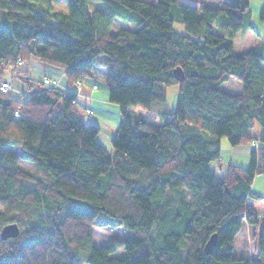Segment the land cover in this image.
Segmentation results:
<instances>
[{
    "label": "trees",
    "instance_id": "16d2710c",
    "mask_svg": "<svg viewBox=\"0 0 264 264\" xmlns=\"http://www.w3.org/2000/svg\"><path fill=\"white\" fill-rule=\"evenodd\" d=\"M51 1L0 0V81L9 74L30 91L40 80L19 63L30 56L67 80L27 96L0 90V229L19 228L0 238V264H264V215L253 206L264 196L252 189L264 174V42L244 52L232 42L254 30L248 0H99L93 11L89 0H67V13ZM113 18L132 27L112 31ZM259 19L264 27V0ZM94 70L119 109L111 151L73 89ZM231 77L238 92L223 87ZM169 86L174 108L151 113ZM221 138L257 143L248 165L228 163L216 180ZM244 221L252 250L240 254ZM94 226L128 234L96 245Z\"/></svg>",
    "mask_w": 264,
    "mask_h": 264
},
{
    "label": "rangeland",
    "instance_id": "374dc122",
    "mask_svg": "<svg viewBox=\"0 0 264 264\" xmlns=\"http://www.w3.org/2000/svg\"><path fill=\"white\" fill-rule=\"evenodd\" d=\"M151 3H155L156 0H146ZM180 3H186L189 5H200L201 3H204L206 5L210 6H218L220 3V0H179ZM263 0H248L249 3V13H250V22L252 23L254 30L250 29L249 27H242L240 30H238L234 37L232 38L233 42V48L237 52H244L249 50L250 48L260 46L264 42V27L262 22L259 19V8L262 4ZM50 7L51 9L62 12V13H67L68 12V3L67 0H52L50 2ZM87 8L89 11H93L95 9H103L104 5L101 1L99 0H89L87 2ZM222 22V18H218L212 25V29L215 32H220V24ZM175 25L177 28H181L180 24L175 22ZM123 27H132V23L128 21H122L119 18H113L111 22V27L110 29L112 31H117ZM23 61V66L24 69L27 68L29 70L30 75L34 76L36 79L41 78V73H42V61H40L37 57L35 56H30ZM52 66V65H51ZM54 68H59L56 66H53ZM262 69L264 70V63L261 65ZM6 78L9 80H13V78L10 77L9 74H4ZM48 78V77H45ZM43 79V78H42ZM50 80H53L57 84L60 85L59 80L57 79H52L49 78ZM42 80H40L41 82ZM38 82L37 84H42ZM42 85H49V84H42ZM81 83L78 86H74V88H79ZM96 85H93V88H95ZM223 87L225 89L231 90V91H238L241 87V84L238 80L235 78L231 77L228 81L223 83ZM172 88V90H176V86H169L168 89ZM17 90V89H16ZM18 91V90H17ZM22 92V91H18ZM27 93V92H26ZM14 94L19 96V94L15 91ZM171 93L167 94V100L171 101ZM162 105L159 102H154L152 105L153 108H156L157 106ZM89 113V112H88ZM120 119V114H119V109L118 105L111 102V105L108 107L106 106L105 108H102L98 112H94L91 115V118L86 120V121H93L95 122L98 127H99V132L97 133L96 139L100 143L106 146V149L111 151V142L110 139L113 135V126L116 129V126L118 124V121ZM110 133V134H109ZM110 137H109V136ZM257 142H255L256 144ZM226 146H230L227 139L223 138L221 140V149H220V160L225 164L228 159L230 158V153H229V148L227 150ZM20 166L23 168H31V165L29 164L28 161L20 160L19 161ZM247 165V164H246ZM245 165V166H246ZM221 174V171H218L217 169V177ZM264 176V175H263ZM252 189L256 193H260L261 195L264 196V178L263 177H257L253 181L252 184ZM253 206L255 209V213L258 216V218H261L264 215V199L263 200H258L253 202ZM245 222V221H244ZM261 224V221H259V225ZM128 232L123 230L122 228H110V227H92V236L94 243L96 245H100L103 243L107 238H109L111 235H118L120 237H124L127 235ZM250 238H251V226L248 223H244L236 237V251L238 252H243V246L245 245L249 251H251V244H250ZM124 253V249L120 248L117 251L113 253V255H120Z\"/></svg>",
    "mask_w": 264,
    "mask_h": 264
},
{
    "label": "crops",
    "instance_id": "0c3cea01",
    "mask_svg": "<svg viewBox=\"0 0 264 264\" xmlns=\"http://www.w3.org/2000/svg\"><path fill=\"white\" fill-rule=\"evenodd\" d=\"M23 64L24 63L22 61L20 64L22 69H24V67H22ZM41 67H42V73H41V78H39V79H36L34 76L30 75L29 70L27 68H25L24 70L27 71L28 76L30 78H32L33 80L39 81V80H43L42 78L48 77V78L59 80L60 86H62V87L67 85V80H66L63 69L54 68L53 66L46 64V63H43V62L41 64ZM104 78H105V74L102 71L94 70L92 75L87 76V77L80 80L81 85L79 88L73 87V89L76 91V103L81 109L84 110V119L85 120L90 119L91 115L95 111L98 112L102 108H105L106 106L108 107L109 105H111V102L108 99L107 90L105 88ZM10 81H11L12 89L14 92L18 90V91H22L23 93H26V92L31 93L33 91L43 90L44 88H46L48 86V85L46 86V85H42V84L40 85V84L36 83L33 85L32 89L30 91H27L24 84L21 83L17 78H13V80H10ZM93 85H96V87L93 88ZM238 91H233V92H238ZM169 93H171V96H173V97H171V101L167 100V94H169ZM175 97H176V90H172V88L168 89V92L166 90L165 102H163L162 105H159L156 108L151 107V110H152L151 113L157 114L160 112H167V111L172 110L174 108ZM113 130L115 131L114 126H113L112 131ZM114 131H113V133H114ZM222 139L223 138L220 139V149H221V140ZM225 147L227 148V150L230 147L229 148L230 158L228 159V161L225 164L221 161L219 168H217L218 171H221V172L228 163H231L233 165H240V166H245L246 164L248 165L249 164L250 151L256 147V144L252 142V143H249L246 145H234V146H232V145L226 146L225 145ZM217 169H215V171H214L215 177H216V180H220L221 174L217 177ZM263 175L264 174H256L255 178H257L259 176L264 178ZM255 178H254V180H255ZM244 223H246V222H242L241 226ZM236 237H237V235L234 238V249H235V251H236V247H235ZM242 249L244 251L245 245L243 246ZM236 252L240 253L238 251H236Z\"/></svg>",
    "mask_w": 264,
    "mask_h": 264
},
{
    "label": "water",
    "instance_id": "95a60500",
    "mask_svg": "<svg viewBox=\"0 0 264 264\" xmlns=\"http://www.w3.org/2000/svg\"><path fill=\"white\" fill-rule=\"evenodd\" d=\"M19 233V228L16 223L10 222L2 225L0 229V238L7 239L16 237ZM216 243V234H212L204 245V250L210 252Z\"/></svg>",
    "mask_w": 264,
    "mask_h": 264
},
{
    "label": "built area",
    "instance_id": "2783aa9c",
    "mask_svg": "<svg viewBox=\"0 0 264 264\" xmlns=\"http://www.w3.org/2000/svg\"><path fill=\"white\" fill-rule=\"evenodd\" d=\"M19 63H21V62H19ZM42 82L44 84H49V85H53V86H58L59 85L56 82H54L53 80H50L49 78H43ZM79 84H80V82L78 80H75L74 86H78ZM9 89L13 90L12 89V84L10 83V81H8L6 79L0 81V90L6 91V90H9ZM16 92L19 94V96H27V95L30 94V93H23V92H18V91H16Z\"/></svg>",
    "mask_w": 264,
    "mask_h": 264
}]
</instances>
